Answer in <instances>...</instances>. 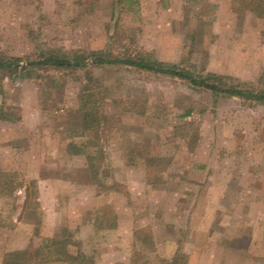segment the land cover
Instances as JSON below:
<instances>
[{"label":"rangeland","instance_id":"374dc122","mask_svg":"<svg viewBox=\"0 0 264 264\" xmlns=\"http://www.w3.org/2000/svg\"><path fill=\"white\" fill-rule=\"evenodd\" d=\"M40 49L137 50L264 91V10L232 0H0V52ZM90 70L3 78L0 264H264V103Z\"/></svg>","mask_w":264,"mask_h":264},{"label":"trees","instance_id":"16d2710c","mask_svg":"<svg viewBox=\"0 0 264 264\" xmlns=\"http://www.w3.org/2000/svg\"><path fill=\"white\" fill-rule=\"evenodd\" d=\"M127 1L128 0H118V2ZM232 2L246 3L254 11L264 10V0H232ZM58 54L52 50L40 49L39 52L29 56L24 63L20 65L22 62L20 59L8 57L0 52V71L2 72V76L0 77V88L3 78L5 77L20 76L22 79L41 80L45 78L41 72H48L49 69H52L55 72L86 69V74L92 79L90 76L91 65L118 64L134 67L173 80H185L193 87L209 90L213 94L237 96L244 100L264 103V91H257L254 89L241 90L238 88V85H229L225 82L224 76L217 74L206 73L194 75L179 64L164 63L154 59L152 55L148 53L137 50H134L132 53H122L120 56L103 54L101 52H93L91 56L88 57H85L84 55L76 57L67 55L68 53H63L62 55ZM88 58L92 60L91 65H88L87 63ZM87 87L88 86L86 85L82 92L83 99L89 96L90 89ZM93 112L94 111H87L84 114L85 127H92V120H95L96 117ZM5 114L6 113L0 111V117L2 119H7L4 116ZM61 246V249H64L62 254H67L66 246L64 244ZM26 255L27 253L25 251L8 253L3 264H29L30 261L26 260L28 259Z\"/></svg>","mask_w":264,"mask_h":264}]
</instances>
